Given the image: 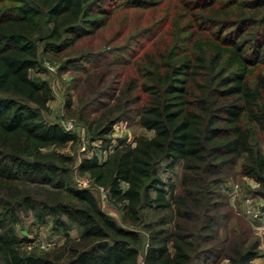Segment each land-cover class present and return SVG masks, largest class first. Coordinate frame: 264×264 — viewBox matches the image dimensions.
<instances>
[{"label":"trees","instance_id":"obj_1","mask_svg":"<svg viewBox=\"0 0 264 264\" xmlns=\"http://www.w3.org/2000/svg\"><path fill=\"white\" fill-rule=\"evenodd\" d=\"M118 2L154 6L0 0V264H252L260 241L251 224L219 211L214 199L226 170L255 181L253 193L264 198V0H178L183 21L175 28L184 35L144 51L113 103L81 119L105 143L113 124L132 116L152 132L118 139L103 160L92 155L77 165L128 226L104 212L91 189L71 185L72 158L59 150L78 136L41 117L52 90L31 74L40 54L63 52L105 27ZM64 106L71 108L69 97ZM177 165L179 185L162 178ZM145 210L167 214L147 221ZM30 213L38 222L49 216L63 242L27 250L30 240L15 226Z\"/></svg>","mask_w":264,"mask_h":264},{"label":"rangeland","instance_id":"obj_2","mask_svg":"<svg viewBox=\"0 0 264 264\" xmlns=\"http://www.w3.org/2000/svg\"><path fill=\"white\" fill-rule=\"evenodd\" d=\"M152 1L154 6L147 9L127 8L118 2L113 7L112 16L105 27L83 37L74 47L63 52L40 54V68L31 72L32 76L47 81L52 90L53 96L48 102V110L41 111V117L78 136L75 143H68L59 150L72 158L69 164L71 185L91 189L101 209L124 226L128 225L123 222L121 212L108 201L101 188L91 184L89 176L81 173L77 165L80 159L92 155H96L100 161L103 160L118 139L130 141L135 135L151 136L152 132L139 127L136 118L132 116L114 123L105 143L101 138L93 139L81 119L97 118L103 109L113 103L112 97L117 95L122 83L135 75L134 62L144 51L153 48L154 43H160L163 38L170 41L175 32L178 37L184 35L175 28L182 20L175 13L178 0ZM80 54H91V61L75 62V57ZM229 58L226 60L229 61ZM65 60H69L66 65L63 64ZM99 75L102 78L97 81ZM68 97L72 101L70 109L64 106ZM260 146L264 152V137ZM180 173V165H177L171 173L163 172L162 178L169 176L179 185ZM222 179L219 184L220 196L214 202L219 203V211L222 213L241 215L251 224L254 236L260 241L259 251L262 252L252 264H264V198L253 193L257 187L256 182L239 175L238 170H226ZM144 214L147 221L155 222L167 212L145 210ZM15 231L19 236L30 240L27 250H48L60 245L64 239L59 230L52 228L49 216L45 217L44 222H38L31 213L22 215ZM139 231L142 234L139 262L142 263L146 235L142 230ZM68 233L72 237L76 236L77 228L72 227Z\"/></svg>","mask_w":264,"mask_h":264},{"label":"crops","instance_id":"obj_3","mask_svg":"<svg viewBox=\"0 0 264 264\" xmlns=\"http://www.w3.org/2000/svg\"><path fill=\"white\" fill-rule=\"evenodd\" d=\"M261 247V246H260ZM259 247V248H260ZM260 254H262V252L261 251H259V255H258V257L257 258H255L253 261H255L256 259H258L259 258V256H260Z\"/></svg>","mask_w":264,"mask_h":264}]
</instances>
